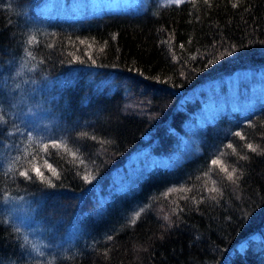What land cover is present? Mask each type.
I'll return each mask as SVG.
<instances>
[{
  "label": "trees",
  "instance_id": "16d2710c",
  "mask_svg": "<svg viewBox=\"0 0 264 264\" xmlns=\"http://www.w3.org/2000/svg\"><path fill=\"white\" fill-rule=\"evenodd\" d=\"M48 1L0 0V264H264V0Z\"/></svg>",
  "mask_w": 264,
  "mask_h": 264
},
{
  "label": "rangeland",
  "instance_id": "374dc122",
  "mask_svg": "<svg viewBox=\"0 0 264 264\" xmlns=\"http://www.w3.org/2000/svg\"><path fill=\"white\" fill-rule=\"evenodd\" d=\"M65 1V0H63ZM49 4H43V8L45 11H47L48 8L53 9V11H57L58 13L62 12V8L65 5H59L58 0H49L48 1ZM47 2V3H48ZM124 2H128V0H67L66 3L71 5L73 8L75 9H79V11L81 13L84 12H90V13H98L101 12L102 10L105 9H109L112 8L114 6L117 5H121ZM158 4H168V3H172V0H158L157 1ZM201 90H205L206 92H210L211 90V85L210 84H203L200 86H197L195 88V90H193L192 92H190L189 94L186 93L184 94V96L181 97L180 102H184L185 100H188L190 98H192L193 96L196 95H200L199 91ZM236 91V90H234ZM223 104H228L227 100H224ZM205 106L203 105V107L200 109V113H203L205 110ZM22 119H24V116L22 117ZM29 128L35 129L34 127H30ZM22 130L26 129L25 127L21 128ZM27 130V134L30 133L31 134V130ZM191 147L188 144L187 140H184L182 145L179 146V148L177 149L178 153L177 154H173L172 159H159L158 161L163 164V165H167L168 167L172 168V166L179 162L181 157L183 156H188V153L186 152L187 150H189ZM74 230H78L79 229V224H75L74 225ZM72 230V229H71ZM70 231V230H69Z\"/></svg>",
  "mask_w": 264,
  "mask_h": 264
},
{
  "label": "snow or ice",
  "instance_id": "6c2138e0",
  "mask_svg": "<svg viewBox=\"0 0 264 264\" xmlns=\"http://www.w3.org/2000/svg\"><path fill=\"white\" fill-rule=\"evenodd\" d=\"M181 2H182V0H172V3H175V4H180ZM205 2H207V0H205ZM232 7H233V8L237 7V4L233 3V4H232ZM31 42H32V41L30 40L29 43H31ZM0 120H3V117H2V116H0ZM235 135H236V136H240L241 134H240L239 132H237V133H235ZM53 146H55V145H53ZM229 147H230V146H229ZM248 148H249L252 152H255V151H256V148H254L251 144L248 145ZM211 163H212L213 165H215V164L218 163V161H217V160H212ZM49 167H50V166H49ZM33 170H34L36 176H41V177H42L43 174L40 172V170H39L38 168H34ZM28 175H29V174H28V172H26V171H20V172H19V176H20V177H25V178H27ZM84 179L88 180L89 177H84ZM228 179H229V180L232 179V173H228ZM212 191H215V189H212ZM166 219H167V218H166Z\"/></svg>",
  "mask_w": 264,
  "mask_h": 264
},
{
  "label": "clouds",
  "instance_id": "9594fccd",
  "mask_svg": "<svg viewBox=\"0 0 264 264\" xmlns=\"http://www.w3.org/2000/svg\"><path fill=\"white\" fill-rule=\"evenodd\" d=\"M21 247H24V242H23V241L21 242ZM32 250L36 253L37 256L43 255V253H41V252L39 251V249L36 248L35 246H32ZM36 264H40V262L37 261ZM47 264H54V261L51 260V259H49V260L47 261Z\"/></svg>",
  "mask_w": 264,
  "mask_h": 264
}]
</instances>
